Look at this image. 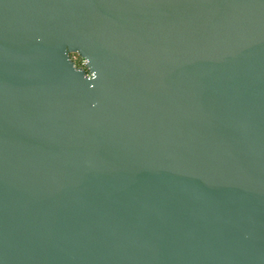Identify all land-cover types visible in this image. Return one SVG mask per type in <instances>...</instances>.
<instances>
[{"label":"water","instance_id":"water-1","mask_svg":"<svg viewBox=\"0 0 264 264\" xmlns=\"http://www.w3.org/2000/svg\"><path fill=\"white\" fill-rule=\"evenodd\" d=\"M0 264H264V0H0Z\"/></svg>","mask_w":264,"mask_h":264},{"label":"built area","instance_id":"built-area-1","mask_svg":"<svg viewBox=\"0 0 264 264\" xmlns=\"http://www.w3.org/2000/svg\"><path fill=\"white\" fill-rule=\"evenodd\" d=\"M70 59L71 61L74 63L75 67L76 68H79V69H83L85 70L86 72H88L87 68H86V60L81 57L79 54L77 53H72L70 54ZM89 75V74H88Z\"/></svg>","mask_w":264,"mask_h":264}]
</instances>
